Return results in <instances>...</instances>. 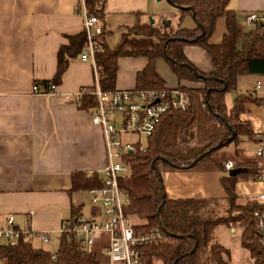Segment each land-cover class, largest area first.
Returning <instances> with one entry per match:
<instances>
[{"label":"trees","instance_id":"16d2710c","mask_svg":"<svg viewBox=\"0 0 264 264\" xmlns=\"http://www.w3.org/2000/svg\"><path fill=\"white\" fill-rule=\"evenodd\" d=\"M168 1L179 9L181 21L191 15L196 26L185 28L180 22L177 28H167L151 21H138L124 31L115 47L108 44L110 32H105L103 50L98 55L103 70L101 87L105 91L116 90L121 58L144 57L148 64L137 73L136 88L167 86L168 81L158 70L159 60L164 59L176 76L177 85L188 90L192 99L188 110L172 111L164 116L145 151L135 150L128 155L130 173L121 179V186L131 197L127 213L146 220L145 224H136L138 230L160 228L166 234L165 239L144 246L142 264H232L229 250L217 240L216 229L223 224L232 228L235 223L243 229L241 244L249 251L253 264H264V248L256 233L254 216L262 204L257 196L243 198L237 192L239 181H258L260 169L256 162L235 164L244 171L231 176L225 163L215 161L222 173L225 198L170 199L161 172L162 167L187 168L212 162L218 150L232 143L238 146L242 136L255 138L251 123L242 120L241 114L246 103L259 99L253 98L251 92L239 95L229 109L226 95L237 90L241 76H264V23L241 32L237 13L229 8L230 0ZM87 2L89 12L105 21L106 0ZM220 18L226 19L227 33L220 44H212L210 39ZM69 40L59 50L55 77L43 84L61 82L71 60L86 45L85 30L69 36ZM187 44L207 51L214 66L212 72L201 71L187 58L184 52ZM191 83L199 84L198 88L191 87ZM95 105L94 96L84 95L80 106L90 111ZM234 132L235 137L230 140ZM236 154L239 156L241 150L237 149ZM100 185L99 173L86 179L79 172L73 175L71 190ZM78 210L73 207V213L77 214ZM52 253L36 247L32 237H23L16 246L0 245L3 264H103L96 250L83 252L67 233L60 235L56 259Z\"/></svg>","mask_w":264,"mask_h":264},{"label":"crops","instance_id":"0c3cea01","mask_svg":"<svg viewBox=\"0 0 264 264\" xmlns=\"http://www.w3.org/2000/svg\"><path fill=\"white\" fill-rule=\"evenodd\" d=\"M158 2L106 0V18L101 21L106 32H110L111 22L125 29L138 21L147 23L151 16L155 17L153 10ZM77 3L78 0H0V226L14 215L16 225L37 234L32 237L34 245L51 252L59 248L63 225L75 214L73 207L79 209L77 213L95 212L92 205L85 212L84 193L89 194L88 189L71 190L73 175L82 172L89 179L88 174L99 173L107 162L103 131L93 123L91 112L76 100L81 91H92L95 85L89 62L82 61L80 54L72 59L55 93L32 91L34 83L43 84L55 77L61 46L68 45L69 36L84 29V19L75 9ZM229 8L236 11L239 26H247L241 29L244 32L255 26L246 23V16L264 11V0H230ZM226 33V19L220 18L210 42L220 44ZM184 52L201 71L214 70L211 57L202 47L187 44ZM147 64L144 57L121 58L116 89H135L137 73ZM166 64L168 67L164 59L158 62L165 79L161 68ZM259 79L263 81L255 97L259 101L246 103L241 114L242 120L251 123L255 138L242 136L238 146L234 143L236 151L241 150L239 156L234 153L239 160L228 157L161 171L168 198H225L222 173L215 161L243 165L257 161L255 151L249 160L241 145L249 141L256 150L258 140L264 136V76H241L237 90L232 91L233 99L249 93ZM262 191L264 182L241 180L237 184L242 196H258ZM43 232L50 233L49 243L38 236ZM231 232L237 234L235 228Z\"/></svg>","mask_w":264,"mask_h":264},{"label":"built area","instance_id":"2783aa9c","mask_svg":"<svg viewBox=\"0 0 264 264\" xmlns=\"http://www.w3.org/2000/svg\"><path fill=\"white\" fill-rule=\"evenodd\" d=\"M76 11L84 19L87 41L80 53L82 61L89 62L94 71L95 85L92 91H81L76 97L79 105L84 95L96 98V105L90 110L92 121L101 127L106 148L105 166L100 170L101 185L88 189L91 205L95 212L85 214L78 212L63 225L62 233H67L78 243L80 249L89 253L95 250L98 240L105 239L104 246L109 264H142L143 248L165 239V232L160 228L138 230L127 208L131 197L121 186V179L130 173L128 155L135 150L145 151L149 138L155 132L161 120L172 111H186L191 107V95L179 87L164 89H116L105 91L101 87L103 70L100 66L99 53L103 50L105 25L101 19L89 12L87 0H78ZM248 25L264 23V11L250 12L246 16ZM261 34L263 32H260ZM54 82L32 86L35 94H52L57 90ZM263 87V81L257 80L251 95L257 96ZM134 135L136 139L126 138ZM255 156L260 169L259 182H264V136L256 144ZM235 163L228 161L225 168L231 170ZM95 173L87 175L92 178ZM261 209L254 212L256 233L264 248V191L258 194ZM37 235V234H36ZM34 231L16 225L15 216L10 215L0 226V245L16 246L24 237L36 236ZM44 243H49V232L38 234ZM57 251L52 253L56 259ZM0 264H3L0 258Z\"/></svg>","mask_w":264,"mask_h":264},{"label":"rangeland","instance_id":"374dc122","mask_svg":"<svg viewBox=\"0 0 264 264\" xmlns=\"http://www.w3.org/2000/svg\"><path fill=\"white\" fill-rule=\"evenodd\" d=\"M158 3H159L158 7H155L153 10L154 12L153 14H155V17L151 16L150 21L153 18L155 22H157L158 25H163L164 21H169L171 23L167 24V28H177L180 22H181V26L185 28H194L196 26L195 21L191 15L186 16L185 19L181 21L179 9L176 8L174 5H172L170 2H168V0H162V1L160 0V2ZM111 23L113 25L109 27L110 34L108 35L107 42L111 47H115L120 43L122 34L124 33V31H126V29L122 25H116L117 23H113V22ZM246 27L247 26L240 24V29L245 30ZM161 72L164 74V76L166 77L169 83H171L172 85L173 84L175 85L177 83V78L173 74L170 66L167 67V64H166V66L161 68ZM190 85L193 88H198L197 85L199 84L191 83ZM173 87H180L181 89L183 88L182 85H175ZM252 97L255 98V96L253 95ZM233 98H234L233 92H230L229 94H227V105L229 109H231L233 106V100H234ZM126 138L136 139L137 137L134 135H128ZM241 147L246 150L245 151L246 158L251 160L253 158V154L255 151L254 145L251 142L246 141L244 142V144L241 145ZM235 151L236 149H235L234 143H232L231 145L225 146L222 149L218 150L213 156L214 160L216 159V160L223 161L226 158L231 157L235 159L236 161H238L239 158L234 154ZM167 169L168 168L162 167L161 171L165 172ZM84 196H85L84 198L86 199L85 202L87 206L85 209V212L86 211L88 212V209H89L88 206H91V200H90L89 194L84 193ZM242 197L246 198L249 196H242ZM132 221L135 224H145L146 220L143 218H140L137 215H133ZM232 228H235L237 230L236 235L232 234L231 227L228 225L223 224L217 227L216 235H217L218 242L221 245H223L226 249L229 250V254H230L229 259L232 264H252L253 260L250 256L249 251L246 248H244L241 244V235L243 232L242 227H240L239 224L235 223L232 225ZM107 243H108V240L106 237L103 240H98L95 246V250L98 253V257L99 259L103 261V264H109L108 259H107L108 256L104 252L105 249H103V247L106 246ZM46 247H49V246H46Z\"/></svg>","mask_w":264,"mask_h":264},{"label":"water","instance_id":"95a60500","mask_svg":"<svg viewBox=\"0 0 264 264\" xmlns=\"http://www.w3.org/2000/svg\"><path fill=\"white\" fill-rule=\"evenodd\" d=\"M151 23H155V20L152 18L151 19ZM164 24V26L165 27H167V24H169V23H171V22H169V21H164L163 22ZM235 137V132L233 133V136L231 137V139L230 140H233V138ZM195 164V162L193 163V165ZM244 171V168L243 167H234V168H232L231 170H229V174L231 175V176H234V175H237V174H239V173H241V172H243ZM160 211V210H159Z\"/></svg>","mask_w":264,"mask_h":264}]
</instances>
